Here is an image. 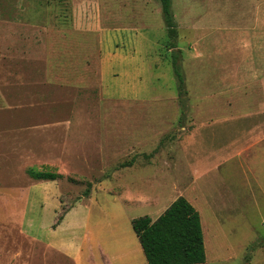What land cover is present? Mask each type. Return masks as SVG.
Masks as SVG:
<instances>
[{
  "label": "rangeland",
  "instance_id": "1",
  "mask_svg": "<svg viewBox=\"0 0 264 264\" xmlns=\"http://www.w3.org/2000/svg\"><path fill=\"white\" fill-rule=\"evenodd\" d=\"M171 13L174 35L160 0H0V264H148L132 220L181 196L202 218L204 264H264V0H171ZM87 118L86 163H135L136 180L82 181L75 158L34 179L48 151L35 147L58 146L37 131ZM112 142L141 149L109 159Z\"/></svg>",
  "mask_w": 264,
  "mask_h": 264
},
{
  "label": "trees",
  "instance_id": "2",
  "mask_svg": "<svg viewBox=\"0 0 264 264\" xmlns=\"http://www.w3.org/2000/svg\"><path fill=\"white\" fill-rule=\"evenodd\" d=\"M169 33L176 34L171 13V0H160ZM176 60V57H175ZM174 72L182 85L184 79L177 62ZM31 172L34 179L62 178L48 170ZM140 246L148 264H204L207 261L202 218L199 211L185 198L179 197L156 220L143 216L132 220Z\"/></svg>",
  "mask_w": 264,
  "mask_h": 264
},
{
  "label": "crops",
  "instance_id": "3",
  "mask_svg": "<svg viewBox=\"0 0 264 264\" xmlns=\"http://www.w3.org/2000/svg\"><path fill=\"white\" fill-rule=\"evenodd\" d=\"M83 91L85 89H82ZM85 95V94H84ZM84 111V113H82ZM82 114H93V112H89V111H85L82 110ZM86 112V113H85ZM55 113V112H53ZM78 113V114H81ZM77 114V116H78ZM74 119L75 118V112L73 114ZM76 116V117H77ZM89 116V115H88ZM60 118L61 117V113H59L58 115L54 116H50L49 118L51 119H56V118ZM102 117V116H101ZM86 118V116H85ZM94 122L91 123L89 121V118H87V122H82V121H77V120H73V122H62V121H56L52 124H50L49 127H44L41 130V134L39 136V133L37 131V138H36V143L39 142V140H42V138L44 137L45 141H51L49 146H53L55 145L54 141H58L56 142L58 146L54 147V148H46V147H35V150L38 149H44V150H48L46 151L44 154H42V160H43V165L44 166H50V165H58L60 167H62L63 165H71L70 163H72V159L74 160V158L76 159V162H74L75 164V172L76 175L81 176V180H85V181H105V182H110L112 180H115V177L118 178V180L120 181H135L136 178L134 179V177L136 176L135 174L138 173V170L135 169V163H124L123 166L120 169H114V170H109V167L106 165L108 163H105V166L100 168L98 171H95L94 168H91L89 166V164H87L86 162L89 161V157H86L85 155H81L80 154V149L78 148V146H81V148H84L85 146H91V142L95 141L97 138V134L92 135V127L94 129V132H98L96 130V127L93 126ZM103 132H100L99 134V138L103 137ZM42 136V137H41ZM41 137V138H40ZM79 140H85V142H90V143H86V144H78L77 141ZM103 139H101V143L103 144ZM40 143V142H39ZM116 142H112L111 146H108L109 149V154H106V157L108 156L109 159H111V157H114L115 154H120V151L126 150V152H124L126 155L127 154H131L134 152L139 151V149L141 148H137V146H135L134 144H129V142L123 144L125 145L124 149H122L121 147L123 145H121L120 147H118V143ZM41 144V143H40ZM127 144V145H126ZM76 145V146H75ZM104 145V144H103ZM140 146V145H139ZM46 148V149H45ZM30 149V148H29ZM54 150V151H52ZM118 150H120L118 153H116ZM137 150V151H136ZM103 151V150H102ZM114 151H116L114 153ZM101 155V154H100ZM102 157H105V154L102 153L101 155ZM134 156V155H133ZM34 157L36 159H39L40 154H36L34 155ZM82 159L84 160L83 163L78 162L77 159ZM114 161V159H113ZM79 163H81V167L79 168ZM113 165V164H112ZM111 165V166H112ZM62 169L60 170V172L58 174L63 175L62 173ZM114 178V179H113ZM140 180V177H137ZM133 179V180H130ZM94 195L91 193L90 196H87L85 198H82L78 204H76L75 209L76 208H81L82 206L84 207V205L88 202L89 204L93 203L94 201ZM134 199L136 200L135 202L137 204H144L147 203L149 201L153 200V197H145L141 194L138 193V195L134 196Z\"/></svg>",
  "mask_w": 264,
  "mask_h": 264
}]
</instances>
